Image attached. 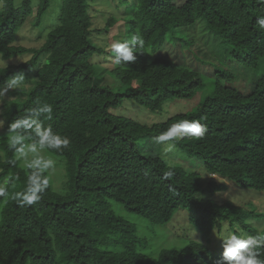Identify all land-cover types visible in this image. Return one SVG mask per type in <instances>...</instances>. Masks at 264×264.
<instances>
[{"label": "trees", "instance_id": "1", "mask_svg": "<svg viewBox=\"0 0 264 264\" xmlns=\"http://www.w3.org/2000/svg\"><path fill=\"white\" fill-rule=\"evenodd\" d=\"M49 1L39 0L35 7L33 0L18 6L15 0H0V56L30 54L0 71V86L21 70L34 71L36 77L28 88L12 91L20 96L10 100L4 113L0 182H12L8 197L0 198V264H216L223 249L211 252L209 245L211 233H220L223 222L264 235V227L251 224L259 217L253 209L213 198L218 183H203L189 166L169 163L160 154L161 145L151 152L154 137L171 124L198 119L207 125L205 136L184 138L172 151L189 158L190 165L201 159L207 172L238 186L264 189V72L244 95L219 82L231 78L225 70L212 78L161 54L168 33L199 23L207 40L224 52L221 62L229 55L257 68L264 58V29L257 23L264 5L258 0H185L180 5L174 0H112L114 12L95 28L87 0H61L58 23L42 45H14L17 30L34 10L35 25L41 23ZM95 34L106 35L105 41H95ZM137 34L145 40L137 60L116 63L111 46ZM94 56H103L104 63ZM107 77L117 86L107 84ZM126 100L153 109L168 103L167 112L182 100L190 106L146 124L114 112ZM45 102L54 111L44 124L72 141L61 152L46 149L64 162L67 179L61 189L50 183L39 202L21 207L12 197L25 189L30 169L22 161L9 163L14 151L7 145V128ZM175 157L172 161H179ZM170 166L175 175L162 179ZM118 207L159 224L186 208L203 240L147 249L136 223Z\"/></svg>", "mask_w": 264, "mask_h": 264}, {"label": "rangeland", "instance_id": "2", "mask_svg": "<svg viewBox=\"0 0 264 264\" xmlns=\"http://www.w3.org/2000/svg\"><path fill=\"white\" fill-rule=\"evenodd\" d=\"M22 0H15V5H20ZM39 0H33V5L36 7ZM185 0H174V3L180 5ZM89 8L92 14V26L95 28L102 27L105 23V18L111 12H114L112 0H87ZM1 6V2H0ZM61 7V0H50L49 6L43 14L41 23L35 25L36 12L33 11L27 18V21L17 30L14 45H20L25 47H39L42 45L47 37V33L58 23V17ZM118 28L121 30L122 25L119 24ZM106 35L95 34L94 40L101 43L105 41ZM161 54L171 58L174 62L179 64H187L193 69H196L210 77L216 78L218 70H225L229 73L231 78L221 77L219 82L224 85L230 86L242 92L244 95L249 94L257 81L260 79L264 72V58L257 68L245 67L239 60L234 57L227 56L226 60L220 61L224 52L219 51V46L212 41V43L206 38V30L201 24H197L193 28H179L175 32L167 34L165 43L161 49ZM30 54H23L20 56H13L10 58H3L9 64L17 63L23 60L29 59ZM95 62L104 63L103 56H94ZM109 65V63H108ZM34 69V68H33ZM32 69V70H33ZM26 82L23 88H28L32 85L36 77L34 71L25 73ZM105 82L110 86H117L118 82L111 80L110 77L105 79ZM9 90L4 98V102L0 103V119H4V113H6V105L12 99L18 98L20 95ZM182 100L181 106L173 105L168 109V103H164L161 109H153L151 107L141 106L132 100H126L122 103V107H116L114 112L121 115H129L134 119L150 124L153 122L161 121L168 115L175 113L178 110H187L190 104L185 103ZM195 100L191 101V104ZM13 104L11 103L10 106ZM179 106V107H177ZM3 128H0V135ZM7 135V133H6ZM151 152L156 154V144H151ZM174 150V149H173ZM172 153V154H171ZM163 158H166L169 163H179L183 165L188 171L197 172L201 176V181L207 183L209 181H215L220 185L213 194V198L218 202L230 201L234 205L248 207L253 209L259 214V217H254L252 223L257 226L258 229L264 227V189H253L249 187H241L234 182L222 178L219 175L209 173L203 167L204 163L201 159L195 160L191 165L188 164L189 158L185 156L179 157L175 151L165 152L164 146H161V152ZM42 155L45 158L55 161V168L46 172L50 183L56 189H61L64 180L67 179V170L64 162L57 155L44 150ZM174 155V156H173ZM177 156V157H175ZM179 161H172L174 160ZM63 162V163H62ZM24 166L25 163L21 162ZM4 181L0 182V185H4ZM115 205V203H113ZM116 206V205H115ZM119 213L124 217L132 220L136 223L138 228V236L141 238L145 247L150 250H160L169 248H181L185 246L190 239L203 240L202 236L196 231L193 221L188 217V211L186 208L177 209L172 218L165 223H152L147 219L126 211L121 207H118ZM263 215L261 216V214ZM250 220V219H248ZM229 222H223L222 230L220 233L212 232L210 244V251L214 249H222V239L234 232L237 227L231 229ZM239 228V227H238Z\"/></svg>", "mask_w": 264, "mask_h": 264}, {"label": "clouds", "instance_id": "3", "mask_svg": "<svg viewBox=\"0 0 264 264\" xmlns=\"http://www.w3.org/2000/svg\"><path fill=\"white\" fill-rule=\"evenodd\" d=\"M264 5V0H258ZM260 28L264 29V17L257 19ZM145 40L137 34L130 40L116 42L111 46L116 63L135 62L137 60V49H144ZM8 69V62L0 59V71ZM26 82L24 71L13 73L0 86V103L9 90H20ZM54 107L50 103H38L35 107L28 109L24 115L12 120L7 128V145L14 151V159L9 160L15 165L17 161L25 163L30 169L26 177V187L23 191L16 192L13 199L21 207L32 206L42 199V195L50 187V181L46 172L55 168V161L42 155L44 150L61 152L72 143L70 137L62 135L53 130L51 124L47 126L44 120L53 119ZM2 115V113H0ZM43 117V119H41ZM4 119H0V128H3ZM207 132V125L201 120H180L171 124L166 130L154 137L156 145L164 146L165 152H171L176 143L184 138L201 139ZM215 174V173H213ZM175 175L174 170L164 171L162 179L171 180ZM217 175V174H215ZM12 181L0 185V198L8 197V187ZM222 254L216 264H264V235L259 233L252 235L240 230L230 233L222 239Z\"/></svg>", "mask_w": 264, "mask_h": 264}]
</instances>
